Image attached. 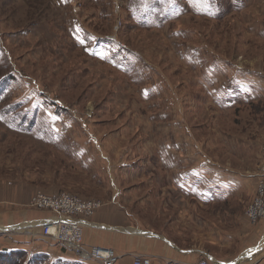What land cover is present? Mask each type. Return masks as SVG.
<instances>
[{
    "label": "rangeland",
    "instance_id": "1",
    "mask_svg": "<svg viewBox=\"0 0 264 264\" xmlns=\"http://www.w3.org/2000/svg\"><path fill=\"white\" fill-rule=\"evenodd\" d=\"M263 145L264 0H0V212L11 191L102 203L121 161L181 204L162 162L205 161L252 179L210 206L249 228Z\"/></svg>",
    "mask_w": 264,
    "mask_h": 264
},
{
    "label": "crops",
    "instance_id": "2",
    "mask_svg": "<svg viewBox=\"0 0 264 264\" xmlns=\"http://www.w3.org/2000/svg\"><path fill=\"white\" fill-rule=\"evenodd\" d=\"M116 163H112L114 169L120 170L114 171V181L108 187L111 195L103 199L101 209L92 218L78 219L83 226L85 248L112 249L119 257L116 264H132L136 256L148 257L153 264H197L202 259L209 264H264V222L251 228L239 227L238 216L224 212L226 225L235 227L232 230L225 228L221 211L210 207L245 192L252 179L225 174L205 161L198 162L193 169L190 162L185 169L179 162L163 161L172 169L167 184L181 195L180 204L168 193V187L159 186V178L151 172L138 176L135 173L140 168L135 162ZM11 192L5 199L17 209L0 212V233L7 232L0 239V252L21 250L29 257L43 254L50 264L57 261L95 264L80 262L67 247L39 236L31 240V232L37 230L38 235L39 223L50 214L39 211L44 215L30 217L28 204L27 211L20 208L24 197ZM192 201L199 207H194ZM148 215L150 219L146 218ZM15 225H21L23 230L18 238L10 233L16 229Z\"/></svg>",
    "mask_w": 264,
    "mask_h": 264
},
{
    "label": "built area",
    "instance_id": "3",
    "mask_svg": "<svg viewBox=\"0 0 264 264\" xmlns=\"http://www.w3.org/2000/svg\"><path fill=\"white\" fill-rule=\"evenodd\" d=\"M255 177L254 195L244 211V217L250 226L264 222V145ZM28 207L50 214L47 219L39 223L38 236L41 239L67 247L80 262L95 264L118 262L119 257L112 249L96 246L85 248L84 245L83 226L78 219L92 218L101 209V202L82 199L70 193L49 195L38 191L30 198ZM132 264H153V262L148 257L136 256ZM197 264L209 263L202 259Z\"/></svg>",
    "mask_w": 264,
    "mask_h": 264
},
{
    "label": "trees",
    "instance_id": "4",
    "mask_svg": "<svg viewBox=\"0 0 264 264\" xmlns=\"http://www.w3.org/2000/svg\"><path fill=\"white\" fill-rule=\"evenodd\" d=\"M0 264H50L49 258L43 254L29 257L25 251H2L0 252ZM51 264H80L57 261Z\"/></svg>",
    "mask_w": 264,
    "mask_h": 264
}]
</instances>
